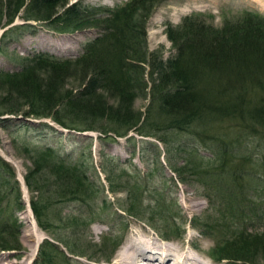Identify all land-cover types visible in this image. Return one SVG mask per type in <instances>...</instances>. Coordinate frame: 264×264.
Wrapping results in <instances>:
<instances>
[{"label":"trees","instance_id":"trees-1","mask_svg":"<svg viewBox=\"0 0 264 264\" xmlns=\"http://www.w3.org/2000/svg\"><path fill=\"white\" fill-rule=\"evenodd\" d=\"M161 1L126 0L108 7L85 6L81 1L68 5V0H0V29L18 17L57 33L99 31L74 57L32 52L17 57L16 70H0V127L12 116L45 118L68 131H96L109 138L133 131L155 137L165 146L168 140L163 133L188 131L212 156L188 153L191 158H185L181 150L177 156L181 165L164 156L168 169L182 182L186 173L204 189L202 195L220 218L218 226L225 222L229 231V218L258 221L262 209L244 192L253 184L241 181L244 161L238 162L235 151L240 152L242 135L264 136V19L244 13L214 26L201 13L184 15L178 24L164 28L173 52L163 58L160 48L148 50L145 30L150 12ZM136 98L147 99L144 112L134 108ZM10 141L30 163L22 178L27 191L35 193L29 199L33 219L40 230L51 234L38 244L33 264H49L55 254L68 260L56 242L70 254L84 257L65 240L55 238L54 225L45 217L52 203L96 194L98 189L82 162L58 156L51 146L19 141L15 135ZM149 144L157 163L161 152ZM113 170L101 166L110 192L120 191ZM137 188L126 185L124 189L128 207L122 211L132 216L140 210L131 202L132 197L139 201L132 196ZM20 196L12 167L0 157V251L22 248L17 217L23 208ZM193 222L189 220L200 234L211 230L212 225ZM230 233L214 249L215 259L264 264V233L244 227Z\"/></svg>","mask_w":264,"mask_h":264},{"label":"rangeland","instance_id":"rangeland-1","mask_svg":"<svg viewBox=\"0 0 264 264\" xmlns=\"http://www.w3.org/2000/svg\"><path fill=\"white\" fill-rule=\"evenodd\" d=\"M75 1H81L85 6L102 4L111 7L126 0H68V5ZM190 13L203 14L205 20L214 26L221 25L224 20L235 21L244 13L258 14L264 19V0H162L154 6L146 22L148 50L160 48L163 58L169 56L173 49L164 35V28L166 24H178L184 15ZM4 30L5 34L1 36ZM98 32L96 28H85L72 33H57L39 23L17 17L10 25L0 29V70H16L17 57L32 52L74 57L81 52L82 45ZM146 105L147 99L136 98L133 102L134 108L142 112ZM42 123L51 128L44 127ZM13 129L14 134L10 135L9 131ZM14 135L19 141L36 146L48 145L57 150L58 156L82 162L89 181L98 189L95 195L84 200L66 199L46 208L45 217L48 223L54 225L55 238L57 236L65 240L71 248L85 254L84 257L72 255L61 243L55 241L57 248L67 255L68 260H62L59 254H55L50 258L49 264L109 263L133 225L142 227L154 239H161L166 243L190 244V250L200 255L208 264H233L215 259L214 252L218 244H221V239L230 236L231 231L244 227L247 231L264 233V136L242 135L239 143L241 148H237L240 152L235 151L240 155L238 162L244 161L241 173L245 176L241 181L253 184L249 188L255 194L247 186L244 192L249 193V201H259L261 219H244L242 222L229 218L227 231L226 223H222L224 219H221L222 224L218 226L220 218L215 208L209 207L207 198L202 195L204 189L186 173L182 174L186 181H180L164 161V156L167 155L173 163L181 165L182 161L177 157L181 150L185 151V158L190 155L203 158L212 156L188 131L163 133L161 136L168 140L165 146L155 137L140 136L133 131H129L124 137L111 135L109 138L102 137L96 131H68L45 118L12 116L4 127H0V157L9 163L16 178L20 179L30 163L10 141ZM149 142L155 144L161 152L157 160L160 165L158 162L154 163V149ZM101 166L114 169V183L120 191L110 192L107 189L108 183ZM17 181L23 204V208L17 212L21 223L18 239L22 248L18 252L0 251V264H26L29 248L33 243L24 211L25 200L29 207V199L35 193L28 192L24 183ZM126 185H130V188L138 187L132 192V196L135 194L139 201L136 202L132 197L131 202L140 210L133 213V216L122 211L128 207L124 191ZM30 213L32 215L31 210ZM189 220L194 221L193 223L199 220L200 226L212 225L211 230L201 231L203 234H200L190 225ZM36 227L44 238L50 239V232L40 230L37 225ZM36 252L30 264H33ZM255 261L260 263L258 258Z\"/></svg>","mask_w":264,"mask_h":264},{"label":"bare ground","instance_id":"bare-ground-1","mask_svg":"<svg viewBox=\"0 0 264 264\" xmlns=\"http://www.w3.org/2000/svg\"><path fill=\"white\" fill-rule=\"evenodd\" d=\"M25 205L24 219L29 226V235L33 238L26 262L30 264L43 233L35 225L27 200ZM190 248V244L166 243L161 239H154L142 227L133 225L124 236L112 261L104 264H208Z\"/></svg>","mask_w":264,"mask_h":264},{"label":"water","instance_id":"water-1","mask_svg":"<svg viewBox=\"0 0 264 264\" xmlns=\"http://www.w3.org/2000/svg\"><path fill=\"white\" fill-rule=\"evenodd\" d=\"M19 181H20V180H19ZM21 181H22V180H21ZM21 181H20V182H21ZM22 182H23V181H22ZM36 251H37V247H36ZM33 259H34V258H33ZM33 259H32V260H33Z\"/></svg>","mask_w":264,"mask_h":264}]
</instances>
